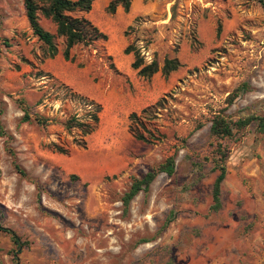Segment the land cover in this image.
Masks as SVG:
<instances>
[{
  "label": "rangeland",
  "instance_id": "374dc122",
  "mask_svg": "<svg viewBox=\"0 0 264 264\" xmlns=\"http://www.w3.org/2000/svg\"><path fill=\"white\" fill-rule=\"evenodd\" d=\"M133 1L135 22L106 14V0H95L90 16L111 18L112 39L146 63L177 58L181 67L167 79L138 77L132 54L109 61L101 41L76 46L65 62L58 39V54L45 59L23 0H0V226L19 239L17 246L0 231V264H264V130L252 121L228 138L209 131L219 112L231 122L264 117L262 0ZM61 84L101 105L89 136L64 129L84 111ZM161 99L154 126L164 138L135 141L128 116ZM23 107L49 124L21 123ZM218 147L226 176L215 211ZM168 157L174 173L158 174L125 211L132 179Z\"/></svg>",
  "mask_w": 264,
  "mask_h": 264
},
{
  "label": "trees",
  "instance_id": "16d2710c",
  "mask_svg": "<svg viewBox=\"0 0 264 264\" xmlns=\"http://www.w3.org/2000/svg\"><path fill=\"white\" fill-rule=\"evenodd\" d=\"M133 0H109L105 7V12L109 15L116 13L118 7H121L124 13L130 11ZM94 0H23V8L25 17L31 30L32 36L40 44L42 55L45 59H53L58 54L57 40L61 39L63 43L62 58L65 62H73L74 56L71 51L78 45L90 47L96 42L106 43L108 37L101 32L85 15H87L93 6ZM264 10V1H261ZM41 20L49 22L54 27V33L46 30L41 25ZM137 19H134V22ZM219 32V30H218ZM124 55H133V62L131 69L136 72V75L143 79H150L158 72L161 73L164 79H167L171 73L176 72L181 64L177 58L165 59L161 67L155 59L150 63H146L138 49L133 46H127L123 50ZM111 61V57L107 58ZM110 69L117 73L116 68L111 63ZM42 74V73H40ZM42 77L54 80L49 74H44ZM61 86L68 91L74 100L82 103L84 111L82 116L77 113L69 116L64 122L63 127L66 131H78L80 136L86 137L92 134L98 127L102 107L100 104L93 100L71 92L66 86ZM242 88L235 89L230 93L226 99L227 107L232 105L234 101L242 93ZM163 99L157 101L153 105L143 108L139 113L133 112L128 116L127 130L130 136L138 142L155 145L162 141L163 135L155 128L154 121L158 119L159 111L163 109ZM42 103L39 100L36 105ZM223 112L214 114L210 121V134L218 139L228 138L232 136L234 128L241 129L248 126L252 121H257L258 126L264 130V117L256 118L250 117L237 122L227 120ZM21 123L34 122L37 126L45 127L49 124V120L39 115H31L27 107L22 108ZM0 136H5V132L0 125ZM52 148L58 154L65 155L67 152L59 146L52 144ZM218 158L215 160V169L218 171L211 193L212 210H219L221 206L220 194L221 184L225 179L226 170L223 166L225 161V153L218 147L216 151ZM19 174L23 175L24 172L18 166L15 168ZM174 173V160L172 157L165 159L157 168L150 170L140 179H132L131 185L127 192L122 196L121 202L126 211L130 202L140 192L147 193L151 183L154 181L158 174H166L171 176ZM0 231L4 232L12 242L19 246V239L10 230L0 226Z\"/></svg>",
  "mask_w": 264,
  "mask_h": 264
},
{
  "label": "crops",
  "instance_id": "0c3cea01",
  "mask_svg": "<svg viewBox=\"0 0 264 264\" xmlns=\"http://www.w3.org/2000/svg\"><path fill=\"white\" fill-rule=\"evenodd\" d=\"M72 1H75V0H72ZM95 1V0H94ZM109 0H106V6L108 4ZM93 6H94V3H93ZM93 6H92V9H93ZM105 6V7H106ZM92 11V10H91ZM91 11L85 15V17L91 21V23L96 26L101 32H103L104 34L107 35L108 37V41H107V44H106V47H107V51H108V55L110 57H117L119 55V53L123 52V50L126 48L125 47V42L124 40H121V41H118V42H115L110 33L111 31L114 30V22H112L111 18H108L107 16H104V21H99L97 20L96 18L90 16L91 15ZM136 11H137V8L135 7V2L133 1L132 2V5H131V8H130V11L127 13L128 16H130V21L132 19H134L136 17ZM107 14V13H106ZM124 13L122 8L121 7H118L117 10H116V13L111 15L112 17H116V16H124ZM135 14V15H134ZM109 15V14H108ZM108 19H107V18ZM113 19V18H112ZM129 21V22H130ZM128 22V23H129ZM116 28V27H115ZM119 30V29H118ZM125 56H128V55H125ZM124 74L128 77H130L132 74H133V71H129V72H124Z\"/></svg>",
  "mask_w": 264,
  "mask_h": 264
}]
</instances>
